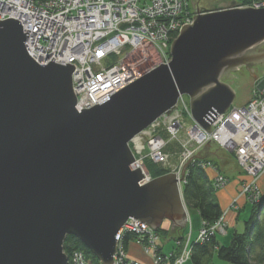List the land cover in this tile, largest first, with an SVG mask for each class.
Segmentation results:
<instances>
[{"label": "water", "instance_id": "obj_1", "mask_svg": "<svg viewBox=\"0 0 264 264\" xmlns=\"http://www.w3.org/2000/svg\"><path fill=\"white\" fill-rule=\"evenodd\" d=\"M190 4L198 14L173 41L170 63L79 111L76 66L54 58L38 64L26 50L30 32L13 17L0 20V264H68L69 234L112 264L116 235L130 217L154 229L165 219L170 230L185 227L178 180L192 157L215 153V140L187 160L180 179L170 172L144 185L142 169H130V141L180 95L190 97L194 119L211 132L232 103L252 98L254 80L264 75V7Z\"/></svg>", "mask_w": 264, "mask_h": 264}, {"label": "built area", "instance_id": "obj_2", "mask_svg": "<svg viewBox=\"0 0 264 264\" xmlns=\"http://www.w3.org/2000/svg\"><path fill=\"white\" fill-rule=\"evenodd\" d=\"M145 2L147 7L142 8ZM248 6L262 8L264 0H248L239 4V7ZM194 8H198V2H195ZM197 14L198 12L192 13L190 0H0V20L11 16L21 22L25 33L30 32L25 43L26 50L30 56L37 58L39 64L46 65L54 58L57 63H71L76 66L73 72L74 85L82 86L78 88V94L81 95L76 107L78 110L84 108L82 102L89 105V100L86 98L90 87L96 89L94 96L90 97L94 101L93 104H103L111 98V95L146 74L145 72L151 71L161 63H170L171 58L167 49L170 47V42H173V33L177 32V29L180 30L183 25L193 23ZM138 27L142 33L140 40L137 37ZM123 33H126V40L121 37ZM73 42L77 43L76 47L73 46ZM126 42H131L127 47L131 48L132 53L135 54L137 49L142 52L141 57L136 56L135 61L132 55L127 53L139 67V71L124 66L123 62L115 61L114 65L113 60H108L111 62L107 68L104 67L103 62L111 54L110 51L120 56L125 51L121 49ZM62 43L66 45L65 50L62 49ZM78 47L80 50H77ZM94 65L100 66L101 72L95 74ZM79 67L84 72L79 70ZM77 72L80 76H77ZM256 90L258 97L254 103L251 102L247 107L234 108L229 110L228 114L216 117L212 122L214 129L212 132L197 127L188 128L186 131L188 140L181 141L179 138L183 148L179 157L181 161L171 165V171L181 177L187 160L211 138L219 145L229 147L231 145L229 140L238 136L233 132L234 129L242 135H246V130H249V140L247 142L243 138L239 140L237 154H232L241 165V170L247 176H253V182L249 183L245 180L240 186L239 195L234 199L244 197L252 203L258 201L262 195L259 186L256 185L257 175L264 173V88ZM185 96L180 95L182 102H187ZM177 110L174 120L169 122L167 118L161 117L149 127L146 134L144 131L143 135H140L142 139L148 141L149 151L145 154L144 148L142 153L141 148H137L134 151L135 162L143 164L144 159L150 157L157 164L170 163V158H167L168 155L164 151L169 141H162L158 129H167L174 134L179 127L182 128L179 117L182 110V113L185 112V108L179 107ZM258 110H262L260 117ZM251 118L258 121L262 119L260 128L256 129L249 124ZM215 131H218V135ZM247 148L248 153H246ZM254 156H257V160L253 159ZM201 166L206 169L215 167L211 161H204ZM214 181L215 187L219 186L220 189L227 186L222 173L218 172ZM184 183L185 179L181 181V185ZM201 228L205 230L200 233L199 240L202 242L216 233H226L224 221L218 225H210L203 221ZM215 228H218L217 231ZM128 234L133 235L147 248L152 255L151 264H164L161 263L162 261L168 264V261L173 260H176L177 264H187L191 260L192 249L189 247V238L178 240L174 249L168 255L165 253L159 260L157 253L164 249V245L158 231L137 219H130L116 235L113 264H135L128 257L123 239ZM69 257L73 264H91L87 255L81 250H74Z\"/></svg>", "mask_w": 264, "mask_h": 264}, {"label": "trees", "instance_id": "obj_3", "mask_svg": "<svg viewBox=\"0 0 264 264\" xmlns=\"http://www.w3.org/2000/svg\"><path fill=\"white\" fill-rule=\"evenodd\" d=\"M247 1L242 0L241 3ZM172 143L170 142L168 149ZM201 163L195 161L188 164L182 195L189 208L198 211L202 221L213 224L222 214V208L213 196L215 190L207 174V169L202 167ZM149 165L153 164L149 163ZM153 172L154 177H158L169 171L156 170ZM261 195L260 200L252 204L250 216L244 222V229L232 234L229 245H219L215 235L210 237L209 242H195L192 245L193 250L189 263L209 264L216 255L220 260L230 264H264V192ZM185 229L186 227H177L173 230L162 228L159 233L166 239H170L174 238L171 236L172 232L176 237H182ZM183 237L185 238V236ZM132 238L135 237L128 234L125 237V243L127 244ZM74 250L83 251L91 264H102L99 258L86 248L77 236L69 234L64 241V251L69 257Z\"/></svg>", "mask_w": 264, "mask_h": 264}, {"label": "bare ground", "instance_id": "obj_4", "mask_svg": "<svg viewBox=\"0 0 264 264\" xmlns=\"http://www.w3.org/2000/svg\"><path fill=\"white\" fill-rule=\"evenodd\" d=\"M145 7H147V2H145L143 5H142V8H145ZM141 30H140V27H138L137 28V37H138V40H140L141 39ZM121 37H122V39H124V40H126V33H123L122 35H121ZM138 51L134 54V53H132V50H131V48H129L128 49V47H126L125 48V51L122 53V54H120V56H118L117 58H116V62H123V64H124V66H126V67H128V68H130V69H133V70H135V71H139V67H137V65L135 64V59H136V56L138 57V58H140L141 57V50L140 49H137ZM127 53H130L131 55H132V58L134 59V61L127 55ZM111 61H106V60H104V62H103V66L105 67L106 66V64H109ZM58 64H61V63H58ZM61 65H65V64H61ZM159 65H157V66H155L154 68H156V67H158ZM76 69V68H75ZM79 70H81L82 72H84V70L81 68V67H79ZM77 76H80V73H78L77 72ZM261 77H259V79H260ZM72 82H73V87H74V90H75V93H76V96H77V102H76V105H75V108L77 107V104H78V101H79V99H80V97H81V95L80 94H78V88H80V87H82V86H78L77 87V85H74V80H73V75H72ZM258 82V81H257ZM257 82H256V84H255V87H260V85L259 84H257ZM231 88L233 89V86H231ZM262 88H264V86H261L259 89H262ZM95 87H90V89L87 91L88 93V98H86V99H88L89 100V105L87 104V103H84V102H82L83 104H84V108H90V107H92V106H94V105H96V104H93V100L90 98L91 96L93 97L94 96V93H95ZM234 90V89H233ZM107 91H108V88H107ZM235 92V91H234ZM236 93V92H235ZM257 97H258V91L257 90H255L254 89V91H253V96H252V98L249 100V101H247L244 105H242L241 107H247L251 102H255L256 101V99H257ZM181 98L179 97L178 98V100H180ZM178 102V101H177ZM233 104V103H232ZM231 104V106H230V108L225 112V113H223V114H228L229 113V110L231 111L232 109H234V108H237V107H233V105ZM99 105H101V104H99ZM177 106L175 105L170 111H167L166 113H164L163 115H161V117L162 118H167L168 119V121L170 122V121H172V120H174V117L177 115V113H178V110H177V108H176ZM77 109V111H79L78 110V108H76ZM182 114H186V112H183ZM219 115H221V114H219ZM218 115V116H219ZM258 115H259V117L262 115V110H258ZM217 116V117H218ZM161 117H159V118H161ZM158 118V119H159ZM157 119V120H158ZM177 122H178V119L176 120ZM261 121H262V119L260 120V121H258L257 119H253V118H251V119H249V124L251 125V126H253V127H255L256 129H258V128H260V123H261ZM155 122V121H154ZM154 122L153 123H151L148 127H152L153 125H154ZM180 125L183 127V128H185V129H187L186 127H185V125H183V123L181 122L180 123ZM147 127V128H148ZM147 128L145 129V131L147 130ZM182 131V129L179 127L178 128V130H177V132L176 133H174V134H172L169 130H167V129H158V132H159V135H160V137H161V139H162V141H165V142H168L169 141V143H168V145H165V147H164V151H165V153L168 155V157L167 158H170V154L168 153V147H169V144H170V142H176V143H180L181 144V142H180V140H179V138L177 137V134H179L180 132ZM143 132V131H142ZM216 132V134L218 135V131H215ZM233 132H235L238 136H236V138L235 139H230L229 140V143L231 144L229 147H224V146H222V145H219V143L215 140V139H213V138H211V140L212 141H214L215 140V142H213V147H215L224 157H226L227 158V160H230L229 162H231L232 164H235L236 166H238L240 169H242L241 168V165L239 164V162L238 161H236L235 160V156L232 154V153H236L237 154V147H238V143H239V140H241L242 138L244 139V141L245 142H247L248 140H249V138H250V132H249V130H246V135H242L240 132H238V131H236L235 129L233 130ZM140 135L142 136L143 134L140 132L139 134H137V135H135L134 137H135V139H136V141H134L133 140V138H132V140L130 141V143H131V145H130V147L132 148V150H133V148H134V143L139 147V148H144V152L145 151H149V148H148V141L147 140H144V139H142L141 137H140ZM171 139V140H170ZM181 141H184V140H181ZM206 143H203V145H205ZM182 146V145H181ZM190 146V145H189ZM212 147V146H211ZM219 148V149H218ZM183 149V148H182ZM202 149V148H201ZM200 149V150H201ZM199 150V151H200ZM245 150V149H244ZM152 151V150H151ZM199 151H197V153L199 152ZM143 152V153H144ZM249 152V149L247 148V151H246V153H248ZM133 153H134V151H133ZM225 153V154H224ZM157 154H158V152H157ZM226 154H228V155H226ZM134 156H135V154H134ZM233 159V160H232ZM253 159L254 160H257V156H254L253 157ZM204 160V158H201V157H192L191 158V161H189L188 162V164L190 163V162H195V161H198L199 163H201L202 161ZM150 162H148V163H150V164H154V165H156L157 164V162H155L154 160H152V159H150L149 160ZM181 161V158L179 159V162ZM133 164L134 163H132L131 165H130V169L131 170H133L132 168L133 167H135L136 165H134L133 166ZM141 164V163H140ZM178 164V163H177ZM158 165V164H157ZM160 165V164H159ZM164 165V164H163ZM174 165V164H173ZM131 166H132V168H131ZM140 168H142L143 170H145V172H146V174L144 175L145 177L139 182V185H144V184H146L147 182H149L150 180H148V179H146V177H148L149 176V173H148V171H147V169L145 168V165H144V163L143 164H141V167ZM170 172H172V173H176V172H173V171H171V168H170V171H169V173ZM221 173H222V177L224 178V180L225 181H227V184H229L230 182H231V175H230V173L231 172H226V170L224 169V171L222 170L221 171ZM167 174V173H166ZM182 174V173H181ZM186 174H187V169H186V172H185V179H186ZM264 174V173H263ZM263 174L261 173V174H258L257 175V180H258V182L256 183V185H258L259 186V184H263L264 183V179L262 178L260 181H259V179L263 176ZM164 175V174H163ZM176 178L177 179H180L181 177L178 175V174H176ZM226 178V179H225ZM213 182H214V185H215V181L214 180H212ZM178 186H179V189H180V193H181V198H182V207H183V209H184V212H185V214H186V220H187V223H186V225H185V227H188L189 225H190V228H192L193 229V225H192V221H191V216H190V208H189V206L187 205V203H186V201L183 199V195H182V192H183V189H182V187H183V184L181 185V180H178ZM260 187V186H259ZM221 189H223V188H221ZM220 189V187L219 186H217V187H215V191H219V190H221ZM263 193V192H262ZM240 199H241V197H239V198H237V199H233V200H231V202L229 203V205L226 207V208H224V209H222V214L220 215V217L217 219L219 222H223V221H225L226 220V218H227V215L231 212V211H236V212H238L240 209H241V205H240ZM255 203V202H254ZM246 204L248 205V204H253L252 203V201L251 200H246ZM222 208V207H221ZM130 219H137V220H139V221H141L140 219H138V218H133V217H130L127 221H129ZM126 221V222H127ZM125 222V223H126ZM141 222H143V223H145V224H147L148 226H150L149 225V223L148 222H146V221H141ZM165 222H169V228L168 229H170V227H171V224H172V222L171 221H169V220H167V219H165L164 221H163V223H162V226H164V223ZM210 225H212V224H210ZM125 226V224L120 228V230L119 231H121L122 229H123V227ZM201 227H202V223H201ZM147 228V227H146ZM184 228V227H183ZM160 229H162V227H160V228H157V230H158V232H159V230ZM166 229V228H165ZM118 231V232H119ZM199 232H201V230L199 229ZM217 234L218 233H216L215 234V236H217ZM221 234V233H220ZM127 235H125L124 237H123V239H124V241H125V237H126ZM171 236H174V238H176V243H177V241L178 240H183V239H186V238H191V234H188L187 235V232H185L184 234H183V236H185V238L182 236V237H179V238H177L176 237V235H171ZM207 240H210V237H208L207 238ZM131 242H134L135 244H137V245H139L140 247H141V249H142V251H143V253H144V255H146L147 257H149L150 258V261L152 262V255L148 252V250H147V248L142 244V243H140V242H138V240L136 239V238H132V239H130L129 240V242L126 244V247L128 248V244L129 243H131ZM165 244L166 243H163V245L165 246ZM162 245V246H163ZM189 247H191V249L193 250V248H192V246H190L189 245ZM157 250V248H155V251ZM127 252H128V250H127ZM170 252H167L166 253V255H168ZM192 254V253H191ZM128 257H129V255H128ZM129 259L133 262V263H135V264H137V263H139L137 260H135V259H133V258H130L129 257ZM68 260L70 261V263H71V261H72V259H71V257H69L68 258ZM114 260V259H113ZM69 261H68V264H69ZM71 264H73V261H72V263ZM113 264V263H112ZM139 264H141V263H139ZM151 264V263H150Z\"/></svg>", "mask_w": 264, "mask_h": 264}, {"label": "rangeland", "instance_id": "obj_5", "mask_svg": "<svg viewBox=\"0 0 264 264\" xmlns=\"http://www.w3.org/2000/svg\"><path fill=\"white\" fill-rule=\"evenodd\" d=\"M7 18H11V16L9 17H7ZM177 32H175V33H173V35H174V38H173V41L178 37V34L180 33V31H181V29L179 30V29H177L176 30ZM81 42V41H80ZM26 43V42H25ZM109 43H111V40H109ZM131 43V42H130ZM130 43L129 42H126V45H124V46H122V49H121V51H123L127 46H129L130 45ZM172 43L173 42H170V47L167 49V52H168V54H169V56H170V58H171V61H172V54H171V47H172ZM73 46L74 47H76V45H77V43L76 42H73ZM62 45V49L63 50H65V44L64 43H62L61 44ZM25 46H26V44H25ZM82 46H84V45H82ZM60 48V47H59ZM77 50H80V48L78 47L77 48ZM110 55H108V57L106 58L107 60L106 61H108V60H113V62L112 63H114L115 61H116V57L118 56V54L117 53H115V52H111L110 51ZM30 55V54H29ZM31 57L33 58V59H35V61L39 64V62L36 60L37 58L36 57H34V56H32L31 55ZM55 63H57V60L56 61H54ZM59 63V62H58ZM48 64V63H47ZM46 64V65H47ZM42 65V64H41ZM65 65H67V64H65ZM114 65H115V63H114ZM106 68L108 67V64H106V66H105ZM101 67L100 66H97V65H94V67H93V71L95 72V74H97V73H99V72H101ZM154 69V68H153ZM153 69H151V70H153ZM238 69V68H237ZM237 69H235V70H237ZM74 72V71H73ZM145 73H147V72H145ZM233 74H235V78H239V74L238 73H235V72H233ZM72 75H73V73H72ZM259 77H261L260 79H259ZM258 78H256L255 80H254V82H253V88L256 90V89H259L261 86H264V75H261V76H259ZM258 81V82H257ZM256 82H257V84H259L260 85V87H255V84H256ZM241 86V84H235V87H233V89H234V91L237 93V88L238 87H240ZM122 89V88H121ZM263 89V88H262ZM262 89H260V90H262ZM187 96V97H186ZM185 97H186V99H187V102H182V100H178V102L176 103V106H178V107H176L177 109H179V107H184L185 108V112H186V114H182V111H181V116L179 117V124L182 122L183 123V125H185V127L188 129V128H192V127H197V128H199L200 130H204V131H208V130H206V129H204L195 119H194V117H193V113H192V107H191V99H190V97L188 96V95H186ZM180 97V96H179ZM184 97V98H185ZM111 99V98H110ZM233 105V107H239V106H237V105H235L234 103L232 104ZM78 107V106H77ZM241 107V106H240ZM213 126V125H212ZM182 127V126H181ZM148 129H149V127L147 128V130L145 131V129L143 130V132L145 131V134H146V132L148 131ZM182 129V131L179 133V136H178V138H180L181 140H184V141H187L188 140V138H187V134H186V131H187V129H185V128H181ZM214 130V129H213ZM212 130V131H213ZM211 131V132H212ZM143 132H141L142 134H143ZM209 132V131H208ZM133 140L134 141H136V139H135V137H133ZM190 144H193L192 142H190ZM129 145H131V143H129ZM197 146V145H196ZM190 147H193L192 145H190ZM203 147H204V145L202 146V149H203ZM131 148V147H130ZM137 148H139L135 143H134V148H133V151H136L137 150ZM132 149V148H131ZM213 149H216L215 147H210V151L212 152V150ZM142 150H143V148H141V153H142ZM148 152L146 151L145 152V154H147ZM150 153V152H149ZM168 153L170 154V163L169 164H167V165H163V164H156V165H149V163L148 162H150L149 160H150V157H146L145 159H144V161L142 162V163H144V165H145V168L147 169V171H148V173H149V176L148 177H146V179H148V180H152V179H154V178H156V177H154V172L153 171H155L156 172V170H160V171H170V166L171 165H175V164H177L178 162H179V157H180V154L182 153V146H181V144L180 143H176V142H174L173 141V143H172V145L170 146V148L168 149ZM216 153V154H215ZM215 153H212V154H210V155H208V156H205V157H203V158H207L205 161H211L213 164H214V162H216V160L217 159H219V157L218 156H220V157H223V155L218 151V150H216L215 151ZM225 154V153H224ZM218 155V156H217ZM226 155H228V154H226ZM136 157V156H135ZM209 158V159H208ZM140 162H141V160H139ZM135 162V161H134ZM232 166H233V170L232 171H235V170H237V171H235V174L234 173H230V175L232 176V177H237L238 178V173L240 172L241 174H242V176H245V177H243V179H241V184L243 183V182H245V180H248V182L249 183H251V182H253V176H251V177H249V176H247L246 175V173L245 172H243L238 166H236L235 164H232V163H230ZM134 165H136V167H133L132 168V166H131V168L134 170V169H137L138 167H141V165L139 164V162H135L134 164H133V166ZM215 165V164H214ZM156 168H158V169H156ZM140 169H142V168H140ZM226 170V172H230V169L228 168V169H225ZM143 171V173H144V175L146 174V172H145V170H142ZM224 171V170H223ZM167 173H169V172H167ZM264 175V174H263ZM159 177V176H158ZM240 177V176H239ZM257 182H258V180H257ZM241 184H240V186H241ZM228 185V184H227ZM212 186H213V189L215 190V185H214V183L212 184ZM226 187V186H225ZM225 187H223V188H225ZM261 188H262V190H261ZM261 188L259 187V189H260V191H261V194H262V192H264V185L263 184H261ZM239 193H240V189H239V192H238V195H239ZM216 195H217V191H214L213 192V196L216 198ZM237 195V196H238ZM237 196H235V198L237 197ZM215 200H217V199H215ZM260 200V199H259ZM258 200V201H259ZM258 201H256V202H258ZM251 207H252V205L251 204H248V205H246L245 206V208L244 209H242L241 211H240V218H239V227H240V231L241 230H243L244 229V221L245 220H247L248 218H249V216H250V213H251ZM190 216H191V221H192V225H193V229L192 228H190V225L188 226V227H186V229H185V232H187V235L188 234H191L192 232H193V237H191L190 238V240H189V243H190V246H192L193 245V243H195V242H199V243H204V242H202V241H200L199 240V237H200V233H202V232H199V229L201 230V231H205V230H203L202 228H201V221H202V218H201V216H200V214L198 213V211H196V210H194V209H191L190 210ZM203 222V221H202ZM220 222L218 221V220H216L212 225H214V224H216V225H218ZM224 223H225V230H226V233H221L222 235H226L227 233H228V226H229V224H228V221L227 220H225L224 221ZM169 222H165L164 223V226H162L161 225V227L162 228H166V229H168L169 227ZM168 227V228H167ZM238 228V227H237ZM156 229V228H155ZM217 229L218 228H215V231H217ZM236 229V228H235ZM157 230V229H156ZM158 231V230H157ZM236 231V230H235ZM235 231H232V228L230 229V234H231V236H232V234L235 232ZM159 233V232H158ZM160 234V233H159ZM160 237H161V241H162V243H166L165 244V246H164V250L162 249V250H160V252L159 253H157V257H158V259L160 260L161 258H163V256L165 255V253H167V252H171L173 249H174V247L176 246V239L175 238H170V239H166L164 236H162L161 234H160ZM231 241V240H230ZM205 242H209V240H205ZM126 245V244H125ZM220 245V244H219ZM126 247V246H125ZM69 261V260H68ZM215 261V263H219V264H223V263H225V264H228L227 262H225V261H222V260H218V257H217V259H214L211 263H213ZM223 262V263H222ZM69 263H70V261H69ZM161 263H164L165 264V261H162ZM168 264H177L176 263V260H173V261H168ZM187 264H191V263H187Z\"/></svg>", "mask_w": 264, "mask_h": 264}, {"label": "crops", "instance_id": "obj_6", "mask_svg": "<svg viewBox=\"0 0 264 264\" xmlns=\"http://www.w3.org/2000/svg\"><path fill=\"white\" fill-rule=\"evenodd\" d=\"M206 159L207 158H204V160H206ZM229 161L230 160H227V158H219V159L216 160V162H214V164H215L214 168H208L207 169V174H208L212 184L214 183L212 180H215L216 174L218 172L221 173V171L224 170V169H228L229 168L230 172L235 174V171H237V170L232 171L234 168L230 164L231 162H229ZM237 176H238V178L235 177V176L234 177L231 176V182L225 188L217 191L216 199H217V202L222 207V209L226 208L229 205V203L231 202V200H233L235 198V196L238 195V192H239V189H240V184H241V179H243V177H245V176H242V174L240 172L238 173ZM262 178L264 179V175L259 179V181ZM263 185H264V183H263ZM259 186L261 188V184H259ZM261 190H262V188H261ZM240 205H241V209L238 212L231 211L227 215L226 220L228 221V224H229V226L227 227L228 228V233L226 235H222L220 233L217 234L216 240H217L218 244L226 245V246L229 245L231 237H232L231 234H230V229L231 228H232V231H235V230L236 231H240L239 230L240 229L239 222H238L239 218H240V211L242 209H244L245 206L247 205L246 204V199L244 197H241ZM191 237H193V232L191 233ZM127 250H128L129 257L137 260L139 263H141V264H150L151 263L150 258L147 257L146 255H144L141 247L139 245L135 244L134 242H131V243L128 244ZM214 259H217L216 255H214V257L210 260L209 264H219V263H215V261L213 263H211ZM218 260L220 261L219 258H218ZM223 264H225V263H223ZM228 264H230V263H228Z\"/></svg>", "mask_w": 264, "mask_h": 264}, {"label": "flooded vegetation", "instance_id": "obj_7", "mask_svg": "<svg viewBox=\"0 0 264 264\" xmlns=\"http://www.w3.org/2000/svg\"><path fill=\"white\" fill-rule=\"evenodd\" d=\"M201 7H203V6L201 5Z\"/></svg>", "mask_w": 264, "mask_h": 264}]
</instances>
